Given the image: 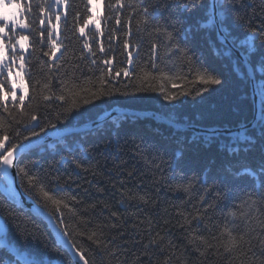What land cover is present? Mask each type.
<instances>
[{
	"label": "trees",
	"instance_id": "obj_1",
	"mask_svg": "<svg viewBox=\"0 0 264 264\" xmlns=\"http://www.w3.org/2000/svg\"><path fill=\"white\" fill-rule=\"evenodd\" d=\"M17 2L20 4V8L13 9L9 0H5L10 11L19 12L20 18L36 20L39 27L38 20L35 16L30 15L27 9L31 6L32 11L37 12L36 4L43 3V0H17ZM109 2L115 3V0H102V2L97 0L93 12L87 11V0H69L68 8H65L64 5L58 9L54 7L53 11L62 13L59 28L60 39L65 45H68V49L65 51L61 47L60 51L56 52L51 59L43 55V52L49 51L47 42L40 44L37 33L30 36V43H33L37 50L33 51L29 70L34 81H40L41 84L50 81V92L45 90L44 94H61L62 81L72 88L73 92H78L80 88L95 90L93 85L96 84V78L101 74L100 69L107 70L106 66L101 63L102 57L113 58V75L115 70L122 68H129L131 73L128 77L121 73L120 77L111 80V86L120 89L121 92H126V95L104 96L94 100L91 104L83 105L78 112L73 111L66 118L61 115L58 129L78 127L89 123L92 119H98L100 115L114 107L154 111L177 123L200 127L235 128L247 124L253 119L254 104L247 70L232 51L230 54H223L228 47L219 42L216 32L198 31L193 27L189 39L178 38L181 46L188 50V56L195 61V64L190 66L182 53H177L170 48L163 35L158 36L150 30L137 33L136 20L139 19V16L129 8L121 10L120 26L115 25L114 19L105 24L104 17L110 15L107 7ZM182 2H187V0H182ZM203 2L207 5L211 3V0H203ZM229 6L234 9V12L228 15L227 26L234 37L244 38V32L232 24L234 15L244 17L253 26L264 22L262 0H235L234 4L229 0V5L226 7ZM87 7H93V5H87ZM171 11L173 15H180L182 19L187 18L185 27L195 26L202 19H206L204 11L199 8L191 12L180 13L178 8L173 7ZM65 12L67 13L66 23L63 15ZM129 13L133 19L130 25H126L125 20ZM87 15L100 17L101 30L104 31L103 37L96 34L95 42L89 39L94 50L99 48L101 42L104 43L105 53L97 51L96 57H91L86 50H83L82 45L85 38L80 37L79 32L74 29V25L82 24ZM164 15L166 16L167 13ZM161 22L163 23V18ZM53 23H55L54 17ZM113 27H116V34L109 41L108 29ZM129 27L132 29L131 36L126 35ZM93 29L94 25L90 24L85 31L91 34ZM18 31H24L27 34L26 30ZM125 39H128L130 43L128 50L123 49ZM138 40H142L143 43L138 44ZM109 43L113 49L111 52L108 51ZM154 43L157 45L155 57L152 54V44ZM127 51L133 52V65L131 66L126 62ZM82 54L83 59L80 58ZM262 56H264V48L251 56L250 59L247 58L254 68L259 88L261 82L264 81V73L258 70L256 62ZM92 59L97 60L96 65L91 63ZM200 66L207 68L211 74L220 78L222 83L210 86L201 95H195L196 89L203 87L196 80L197 70ZM166 77L172 79L169 80ZM25 78L27 79V76ZM173 82L178 87L173 88ZM162 87L165 91H188L191 94L181 96L178 100L170 103L164 100L161 94ZM33 96L34 98L30 99L32 108L27 111L36 114L38 119L42 118V124L56 122L57 111L60 109H56L55 105L63 102L53 100L54 107L46 109L38 90ZM83 97L84 93H81L76 99L80 102ZM0 116H3L7 123L12 125V132L17 128L22 129V125L13 121V116L17 120L26 119L22 118L15 110L12 115H9L0 109ZM122 117L124 116L116 119L119 120ZM260 121L256 127L244 134H254L255 137H259ZM21 135H27V133L21 131ZM64 137L66 139L61 141L62 143L78 148L75 156L79 157L83 153L86 166L98 163L97 171L103 170L106 174L105 179L100 180L97 185V187L105 188V191L97 193L92 190L91 194L87 196L81 188L76 187V184L87 187L85 180L91 179V175L81 173L79 177L74 176L75 183L71 184L67 195L76 196L78 199L83 198V204L76 205V208L81 211L78 215L73 216L66 209H62L65 214V224L70 226L69 231L78 229L85 233L84 236H76V240L82 247L88 249L86 258L90 259V264L91 260H94L95 264H164L165 257L171 258V264H183L184 261L186 264H241L240 259H235L233 255L225 253L222 246L218 249L215 247L209 249L205 257H200L194 245L189 243L188 234L195 232L197 235L206 237L209 243L221 244V241L227 239L226 235L221 236L226 226L232 228L233 225H236L234 233L245 231L244 213H247L251 219L249 227L255 229L250 233L252 249L247 253L250 258L247 264H261V261H264V256L261 255L264 231L261 230V226H258V222L264 221V204H256L249 209L245 203L246 200H249L247 196L240 195L236 200L233 195H229L217 205L214 212L208 213L211 219L205 217L199 226L193 220L191 225L184 224L183 227H180L183 222L182 215H177L179 209L181 214H187L191 219V216L200 208L198 203L200 180L207 178L208 184L211 185L221 165L231 163L237 168L240 165L257 167L264 161V140L254 139V147L251 151L245 150L236 156H229L221 147L224 142L229 140L226 136H220V139L216 138L209 144L210 138L190 130L177 129L153 118L142 119L137 116L122 122L119 135L108 129L102 131L91 129L73 132ZM219 140L222 144L219 143ZM26 142L24 141V143ZM56 142L57 140L24 155L25 163L32 160L39 161L34 166H29L45 184L49 183L51 176L59 175L62 179H66L71 170L68 165H64L59 168L58 172L55 171L57 166L52 164L53 160L59 161L62 156H67V153L64 152L51 154L54 149L50 145ZM85 149H87L86 153H84ZM177 152L183 154V163L179 165H175L173 162V154ZM117 170L120 175H117ZM129 171L133 172L132 177H128ZM193 176L198 179L194 182L190 193L177 190V185L187 184L188 178ZM22 180L24 178L20 177V185ZM120 180L125 182L123 187L119 184ZM108 181L115 183L119 191L113 189ZM232 183L234 188L243 190L250 187L252 182L244 178L234 180ZM3 187V182L0 181V226H3V230H0L2 233L0 235V261L3 264H23L25 260H38L41 261V264H72L70 254L57 242L48 224L41 217L23 208L16 199L7 198L3 194ZM21 188L41 208L48 211L36 189H33L32 193L27 191L26 180ZM124 190H129L130 195L133 193L145 195L148 203L145 204L138 199L128 200L124 197L125 202L120 204L119 201L122 199L120 192ZM62 195L64 194L62 193ZM209 199H211V194ZM98 201L108 203L111 210L120 213L126 221L122 228L110 231L105 229L107 235L117 236L116 244L120 247L116 251L115 258L110 254V249L104 250L102 247L98 249L92 241L87 239V234L97 230V225L107 223V212L103 216L97 214L99 205L95 210H82L86 205ZM229 212H236L235 219L229 215ZM81 217L87 221L86 224L81 221ZM148 218L152 220L151 237L146 230ZM142 220L145 221V225L134 229L133 224ZM119 231L124 232L122 237L118 236ZM156 233L165 237L163 244L153 245L146 250L144 244L148 243L150 238L159 240ZM213 237L216 239L213 240ZM169 240L174 245L173 248L168 246ZM149 257H151V261Z\"/></svg>",
	"mask_w": 264,
	"mask_h": 264
},
{
	"label": "snow or ice",
	"instance_id": "obj_2",
	"mask_svg": "<svg viewBox=\"0 0 264 264\" xmlns=\"http://www.w3.org/2000/svg\"><path fill=\"white\" fill-rule=\"evenodd\" d=\"M96 2L97 0H87V5H93V7H87L86 5L88 12H93ZM9 3H11L13 9L20 8V4L17 0H9ZM231 3L234 4L235 0H231ZM262 3H264V0H262ZM61 5L68 8L70 6L69 0H43V3L36 4L38 11L35 13L32 11V7L29 6L27 11L30 15L36 17L38 20V27L36 20L20 18L19 12L10 11L6 6L5 0H0V109L9 115H12L13 110H15L22 118H26L17 120L15 116H13V121L16 124L22 125V129L17 128L12 132V125L7 123L3 116H0V181H2L4 185L3 194L10 200H14L18 191L16 188L17 179L23 177L27 183V191L32 193L33 189L37 190V193L44 201L45 208L48 209L45 213L48 216V220L52 222L53 227L57 229L64 243L73 250L72 264H81V262L82 264H90V259L86 258L88 249L82 247L80 242L76 240V236H84L85 233L80 232L78 229L69 231L70 226L65 224V214L62 209H66L73 216L78 215L79 211H81V209L76 208V205L83 204V198L78 199L76 196L67 195L70 191L71 184L75 183L73 180L74 176L79 177L81 173L91 175V179L85 180V183L88 185L87 187L76 184V187L81 188L87 196L91 194L92 190H95L97 193H103L105 191V188L97 187V185L100 183V180L105 179L106 174L103 170L97 171V168H99L98 163L96 165L89 164L86 166L83 153L79 157L75 156V153L78 151L77 147L61 142L66 138L57 135L58 124L60 123L61 115L66 118L71 115L73 111L78 112L83 105L91 104L94 100H98L101 97H110L116 94L126 95V92H121L120 89L111 86V80L120 77L121 73H123L125 77H128L131 73L129 68H122L115 70L113 75V58L102 57L101 63L106 66L107 70L100 69L101 74L96 78V84L93 85L95 90H93V88H80L78 92H73L72 88L62 81L60 89L61 94H44L45 90H49L50 92V81L43 84H41L40 81H34L32 73L29 70L33 51L37 50L34 44L30 43V36H32L33 33H37L40 38V44H45V42H47L49 51L43 52V55L49 57V59L55 56L56 52L60 51L61 47L67 51L68 45H65L63 40L60 39L59 28L62 13L53 11L54 7L58 9ZM226 5H229V0H211V3L207 5H205L203 0H187V2H182V0H127V2L126 0H115V3L109 2L107 4L110 15L104 17V21L105 24H107L109 20L114 19L115 25L120 26L121 10L125 8L131 9L132 12H136L139 16V19L136 20L137 33L150 30L158 36L163 35L170 48L174 49L177 53H182L190 66L194 65L195 61L188 56V50L181 46L178 38L183 37L184 40L189 39L193 27L198 31L216 32L219 42L222 45H229V48L223 54H230L231 49L235 48L239 50L245 58L250 59L251 56L264 48V22L260 25L253 26L244 17L234 15L232 24L244 32V38L240 39L234 37L227 26V17L230 13L234 12V9L230 6L226 7ZM173 7L178 8L180 13L191 12L198 8L202 9L206 19H202L195 26L188 25L185 27L187 18L182 19L180 15H173L171 11ZM165 13H167L166 16L164 15ZM63 15L65 16L66 23L67 13L65 12ZM77 16H79V13H77ZM53 17L55 23H53ZM162 18L163 23L161 22ZM132 19L133 17L131 13H129L128 18L125 20V24L130 25ZM90 24L94 25L91 34L85 31L89 28ZM74 29L79 32L80 37L85 38L82 48L86 50L91 57H96L97 51L105 53L106 49L103 42L100 43L97 50H94L92 44L89 43V39L95 42L96 34H99L101 37L104 36V31L101 30L100 17L87 15L83 19L82 24L74 25ZM18 30H26L27 34H25L24 31ZM115 34L116 27L108 29V40L111 41ZM126 35H132L131 27H129ZM137 43L142 44L143 41L138 40ZM129 48V40L125 39L123 41V49L128 50ZM156 48L157 45L155 43L152 44L153 57H155ZM112 50V45L109 43L108 51L111 52ZM80 58L83 59V54ZM126 62L129 66L133 65L132 51H127ZM91 63L96 65L97 60L92 59ZM256 64L258 70L264 73V56L260 57ZM153 67H155V64H153ZM26 76L27 79L25 78ZM166 79L171 80L172 78L166 77ZM196 80L203 87L196 89L195 95H201L204 91H207L210 86L220 85L222 83L220 78L211 74L208 69L203 66L198 68ZM172 87L176 88L178 85L173 82ZM37 90L46 109L54 107L52 104L53 100L63 102L55 105L56 109H60V111H57L56 122L42 124V118L38 119L36 114L27 111V109L32 108L30 99L34 98L33 94L37 93ZM81 93H84V97L78 102L76 97ZM161 94L164 100L171 103L178 100L181 96L190 95L191 93L188 91H165L162 87ZM259 94L261 96L262 105L260 136L255 137L254 134H237L235 137H230L226 144L221 145L229 156H236L245 150L251 151L252 147H254V139L264 140V81L261 82ZM129 119H134V117L126 115L117 120L111 117L110 114H105L102 120L92 119L91 122L93 124V130L102 131L108 129L119 135L122 122ZM21 131L26 132L27 135H21ZM50 132H52L53 135H57V142L50 145V147L54 149V152L51 154L54 155L59 152L67 153V156H62L61 160H53L52 164L57 166L55 171L58 172L59 168L64 165H68L71 170L66 179H62L59 175L51 176L49 178V183L45 184L42 182L41 177L33 172L32 167L29 166H34L39 163V161L32 160L25 163L24 155L32 147V141L34 139L38 140L42 136L45 139H49ZM213 140L214 137L210 138L208 143L211 144ZM24 141L28 143H24ZM86 152L87 149L84 150V153ZM157 152H159V149H157ZM160 158L163 161V157L161 156ZM173 162L175 165L183 163V154L179 152L174 153ZM157 167H159V165H157ZM13 170H15V175H13ZM109 172H111V170H109ZM117 175H120L118 170ZM127 175L128 177H132L133 172L129 171ZM244 178L252 182L250 187H246L243 190L233 187L232 182L234 180ZM197 179L196 176L188 178V183L177 185V190L190 193ZM24 180L21 181V187L24 186ZM216 181H219V183H216ZM108 182L111 183V181ZM124 183L123 180L119 181L121 187H123ZM200 184L201 188L198 201L200 208L191 216V219H189L187 214H181L178 209L177 215H182L183 220L180 227H183L184 224L191 225L193 220H195L199 226L205 217L211 219L208 213L210 211L214 212L217 205L229 195H233L236 200L239 199L240 195L247 196L249 200H246L245 203L248 205L249 209L256 204H264V161L257 167L240 165L237 168L231 163L221 165L211 185L208 184L207 178L201 179ZM111 187L119 191L115 183H111ZM62 193L64 195H62ZM210 194L211 199H209ZM120 195L122 197L119 201L120 204L125 202L123 199L124 197L128 200L138 199L145 204L148 203L145 195H139L138 193L130 195L129 190L121 191ZM49 205H51V207H49ZM98 205L99 212L97 214L103 216L105 212H107V223L97 225V230H93L87 234V239L92 241L98 249L101 247L104 250L110 249V254L115 258L116 251L120 247V245L116 244L117 236L107 235L105 229L107 228L110 231L111 229L122 228L126 221L120 213L112 211L109 204L104 201L86 205L82 210H95ZM229 215L235 219L236 212H229ZM243 215L245 217V231L234 233L236 225H233L232 228L226 226L221 236L226 235L227 239L221 241V244L214 245L213 243H209L206 237L197 235L195 232H189V243L194 245L200 257H205L209 249L214 247L218 249L222 246L225 253L233 255L235 259H240L241 264H247V261L250 260L247 253L252 249L250 233L255 231V229L249 227L251 219L248 217V214L244 213ZM81 221L85 224L87 223V221H84L83 217H81ZM165 223H167V221H165ZM142 225H145V221L143 220L133 224V228L139 229ZM151 226L152 220L148 218L146 230L150 237ZM258 226H261V230L264 231V221L258 222ZM0 230H3V226H0ZM123 235V231L118 232V236L122 237ZM156 236L159 237V240L150 238L149 242L144 244L146 250L153 245L160 246L163 244L165 237L160 236L159 233H156ZM246 237L248 238L246 239ZM212 239L215 240L216 237ZM168 246L170 248L174 247L171 240L168 241ZM161 250H163V248H161ZM261 255L264 256V240L261 241ZM149 260L151 261V257H149ZM0 264H3V262L0 261ZM23 264H41V261L25 260ZM91 264H95V261L91 260ZM164 264H171V258L165 257ZM183 264H186V261H184ZM261 264H264V261H261Z\"/></svg>",
	"mask_w": 264,
	"mask_h": 264
},
{
	"label": "water",
	"instance_id": "obj_3",
	"mask_svg": "<svg viewBox=\"0 0 264 264\" xmlns=\"http://www.w3.org/2000/svg\"><path fill=\"white\" fill-rule=\"evenodd\" d=\"M229 47V45H226ZM233 51V53L238 57V59L243 63V65L245 66L249 79H250V84H251V91H252V97H253V101H254V116L253 119L244 125L235 127V128H229V127H225V128H221V127H200L197 125H183V124H179V123H175L174 121H172L170 118L154 112V111H148V112H141V111H136V112H129L130 109L127 108H115L112 111L106 113V114H110L111 117H116L118 115L121 114H133V115H137L140 116L142 118H147V117H152L154 119H157L161 122H165L167 124L170 125H174L176 128L178 129H187V130H191L194 131L195 133H202V134H209V135H213L216 134L217 132H219V134H223V135H234V134H243L246 133L249 129H252L254 127H256L259 123V119H260V115H261V97L259 94V87H258V82L254 73V70L252 69V66L250 65V63L248 62L247 58H245L241 52L235 48L231 49ZM105 115V114H104ZM104 115L101 116L99 119H103ZM93 129V124L92 122L83 124L82 126L74 129V128H67L64 130H59L58 129V133L57 135L59 137H64L65 135H68L70 133L73 132H83L86 130H91ZM247 130V131H245ZM56 131V130H53ZM57 135H53L52 132L49 133V139H45L43 136L41 138L34 139L32 141V147L28 150H34L37 148H40L48 143H51L55 140H57ZM28 143V142H26ZM13 175H15V170H13ZM16 188L18 189L15 198L17 200V202L26 210L31 211L34 215L41 217L46 223H48L49 227L51 228V230L53 231V234L57 240V242L64 247L68 253L70 254L71 258L73 259V250L71 248H69V246L67 244L64 243L63 238H61L57 232V229L55 227H53L52 222H50L48 220V216L45 214L47 211L44 210L43 208H41L29 195H27L23 189L21 188L20 185V181L19 178L17 179L16 182ZM82 264V262H81Z\"/></svg>",
	"mask_w": 264,
	"mask_h": 264
},
{
	"label": "bare ground",
	"instance_id": "obj_4",
	"mask_svg": "<svg viewBox=\"0 0 264 264\" xmlns=\"http://www.w3.org/2000/svg\"><path fill=\"white\" fill-rule=\"evenodd\" d=\"M228 47V46H227ZM229 48V47H228ZM232 51V50H231ZM233 52V51H232ZM242 63V62H241ZM243 64V63H242ZM251 65V64H250ZM245 67V66H244ZM252 69L254 70V68L252 67ZM252 101H253V97H252ZM253 104H254V101H253ZM115 108H117V107H114L113 109H115ZM118 108H121V107H118ZM113 109H111L110 111H112ZM127 109H130V108H127ZM261 110H262V105H261ZM110 111H108V112H110ZM131 111H133V112H136V111H138V110H135V109H130V111L129 112H131ZM108 112H105V113H103L102 115H100V117L101 116H103L104 114H106V113H108ZM141 112H148V111H141ZM131 116V117H135V116H137V115H131V114H121V115H118V116H116V117H113V118H117V117H120V116ZM254 116V115H253ZM100 117H98V119L100 118ZM137 117H139V118H142V117H140V116H137ZM148 118V117H147ZM149 118H152V117H149ZM169 118V117H168ZM142 119H146V118H142ZM154 119V118H153ZM155 120H157V119H155ZM261 120V115H260V119H259V121ZM157 121H159V120H157ZM173 121V120H172ZM161 122V121H160ZM175 122V121H174ZM165 123V122H164ZM175 123H177V122H175ZM167 124V123H166ZM179 124H182V123H179ZM168 125H170V124H168ZM184 125V124H183ZM82 126V125H81ZM170 126H173L174 128H176L174 125H170ZM188 126H191V125H188ZM78 127H80V126H78ZM78 127H74V126H71V127H67V128H74V129H76V128H78ZM67 128H65V129H67ZM178 129V128H177ZM253 129V128H252ZM59 130H64V129H59ZM182 130V129H181ZM183 130H185V129H183ZM187 130V129H186ZM250 130V129H249ZM87 131V130H86ZM191 131V130H190ZM193 133H195L194 131H192ZM196 134H199V135H202V136H205V137H207V138H213L214 137V139H216V138H219L220 136H226V137H228V138H230V137H232V136H236L237 134H234V135H223V134H219V132H217L216 134H213V135H209V134H202V133H196ZM244 134V133H243ZM66 136V135H65ZM220 139V138H219ZM219 143L220 144H222V142L219 140ZM227 143V142H226ZM225 142H224V144H226ZM48 224V223H47ZM49 226V225H48ZM50 228V227H49ZM50 230H51V228H50ZM51 232H52V234H53V231L51 230ZM0 235H2V233L0 232ZM54 235V234H53ZM55 237V236H54ZM56 239V238H55Z\"/></svg>",
	"mask_w": 264,
	"mask_h": 264
}]
</instances>
